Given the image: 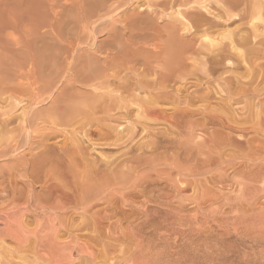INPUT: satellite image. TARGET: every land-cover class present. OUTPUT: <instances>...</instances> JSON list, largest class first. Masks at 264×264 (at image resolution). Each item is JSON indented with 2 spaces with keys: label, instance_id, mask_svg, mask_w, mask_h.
<instances>
[{
  "label": "rangeland",
  "instance_id": "obj_1",
  "mask_svg": "<svg viewBox=\"0 0 264 264\" xmlns=\"http://www.w3.org/2000/svg\"><path fill=\"white\" fill-rule=\"evenodd\" d=\"M229 1L0 0V264H264V46L220 41Z\"/></svg>",
  "mask_w": 264,
  "mask_h": 264
},
{
  "label": "bare ground",
  "instance_id": "obj_2",
  "mask_svg": "<svg viewBox=\"0 0 264 264\" xmlns=\"http://www.w3.org/2000/svg\"><path fill=\"white\" fill-rule=\"evenodd\" d=\"M229 5V9L231 10H235L238 8H241L240 11H244L243 14H238V18L237 20H240V22H244L247 21V19H250V23H251V27L248 28V30H246L245 32L248 33L247 36L243 37L242 35H240V33L242 32V30H240L238 32V34L233 33V32H228L227 35H221L222 38L220 41L227 39L230 42V45L232 46V50L237 51L238 46L244 47L246 48V50L252 54V59L254 58L253 56H257L255 53L256 52V44H258L259 46H264V32L260 31V29L264 30V0H231L228 2ZM244 6V7H243ZM247 8L249 10L250 13L247 12ZM228 9V10H229ZM226 10V12L229 14V11ZM200 11V10H199ZM224 13V12H223ZM229 16V15H228ZM190 19L192 20V22H194L195 26L197 28H201V27H205L208 26V28L203 29L202 33L204 34V37L206 39H208V43L211 47H217L220 43L219 40H213L210 39L208 37L209 34H212V30L214 28H218L219 26H221L222 24H220L219 22H211L210 20H207L204 16V14L202 13H193L190 15ZM248 19V20H249ZM248 24V23H247ZM249 25V24H248ZM202 30V29H201ZM215 32H218V30H216ZM220 34V33H218ZM235 37V39H234ZM256 40V41H255ZM255 41V42H254ZM221 46V44H220ZM219 46V47H220ZM258 51V50H257ZM238 52V51H237ZM239 58L242 59V61L248 60L247 57L249 58V56L242 54V53H238L236 54ZM250 55V54H249ZM251 59V60H252ZM255 61V60H254ZM94 81V80H93ZM99 83V81H98ZM137 83V82H136ZM124 86V85H123ZM90 88V87H89ZM101 88V87H100ZM96 90V89H93ZM102 90V89H101ZM105 91V90H104ZM112 91V90H111ZM101 92V91H100ZM99 92V93H100ZM108 93V90L106 91ZM91 93V92H90ZM94 93V92H93ZM92 93V95H94ZM105 93V92H104ZM101 93L99 96L106 95V96H101L102 98H106L107 96H109L107 93ZM110 93V92H109ZM161 93V92H159ZM156 94V93H155ZM98 95V94H96ZM113 95V94H112ZM117 95V94H116ZM95 96V95H94ZM115 96V94H114ZM98 97V96H97ZM102 98L101 101H102ZM110 98V96H109ZM113 98V97H112ZM120 99V98H119ZM157 99V98H156ZM159 99V98H158ZM99 100V97H98ZM105 100V99H104ZM100 101V100H99ZM153 102V101H152ZM76 104V103H75ZM79 111V108L74 107V110L72 111ZM94 111V110H93ZM95 112V111H94ZM90 123V122H89ZM25 126V125H24ZM4 128V127H3ZM1 129L0 131V144H6V148L8 149H16V145H17V141L15 142L14 140H9V138H6L5 136L2 135H8V133H10L9 131H7V127H5L4 129ZM22 128L24 129V131H28L30 132L31 126L28 124L25 127L22 126ZM21 128V129H22ZM44 131V130H43ZM42 132V131H41ZM46 133V132H45ZM44 133V134H45ZM48 135V134H47ZM45 136V135H44ZM14 139V138H13ZM43 139V138H42ZM18 140V139H17ZM30 141V140H29ZM43 142V140H42ZM24 143V142H23ZM30 143V142H29ZM46 145V144H45ZM21 146V145H20ZM5 147V146H4ZM7 152V150H6ZM5 152V153H6ZM2 153V152H1ZM17 153V152H16ZM4 154V153H3ZM2 155V154H1ZM5 155V154H4ZM15 155V154H14ZM14 158V156H13ZM3 243V242H2ZM13 257V256H12Z\"/></svg>",
  "mask_w": 264,
  "mask_h": 264
}]
</instances>
